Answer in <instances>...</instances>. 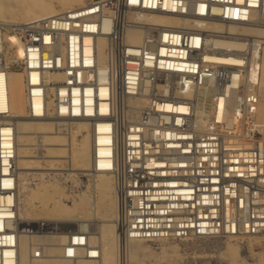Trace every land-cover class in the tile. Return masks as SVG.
Listing matches in <instances>:
<instances>
[{
	"label": "built area",
	"instance_id": "built-area-1",
	"mask_svg": "<svg viewBox=\"0 0 264 264\" xmlns=\"http://www.w3.org/2000/svg\"><path fill=\"white\" fill-rule=\"evenodd\" d=\"M263 10L264 0H89L20 28L23 58L8 63L0 53V264H21L26 228L56 230L44 220L21 222L8 69L24 73L29 117L64 132L69 122L89 125L91 172L115 181L119 264H128L131 240L264 237V133L257 117ZM142 14L177 23L130 18ZM231 23L262 33L212 28ZM130 30L143 33L140 44L129 42ZM223 35L244 42L230 52L240 63L219 59L212 40ZM99 38L107 41L104 58ZM91 230L87 223L72 232L64 258H101Z\"/></svg>",
	"mask_w": 264,
	"mask_h": 264
},
{
	"label": "bare ground",
	"instance_id": "bare-ground-1",
	"mask_svg": "<svg viewBox=\"0 0 264 264\" xmlns=\"http://www.w3.org/2000/svg\"><path fill=\"white\" fill-rule=\"evenodd\" d=\"M238 1L240 4L243 2V0ZM76 2H78V5L74 4L73 0H0V19L11 21L12 15L20 11V15H22L21 17L24 20V22L16 24L17 26H20V29L24 28V26L30 22L55 16L87 4L85 0H76ZM130 18L157 24L177 23L176 19H170L164 15H130ZM7 24H10L9 26H15V24L10 22ZM7 24L0 23V26ZM212 28L226 35L235 34L258 37L262 33V31L255 26L232 23L215 24ZM142 39L143 33L141 31L130 30L128 32V40L131 44H140ZM212 42L222 55L219 58L221 62L227 64L240 63L238 59L230 57V52L244 49L245 44L243 41L223 35L214 38ZM84 43L86 49L90 50L93 38L87 36L84 39ZM98 47L101 57L103 56L104 58V53L107 48L106 39L99 38ZM0 53L3 55L2 59L6 60L8 63L23 58L24 47L20 37L16 35L10 36L7 32L1 31ZM260 57V79L258 86L260 101L257 117L262 125L264 133V47L261 50ZM7 71L9 78V108L11 112V119L9 120H12L17 127V170H26L27 160L31 156V158H33V155L27 150V148L34 144V136L43 138L42 140L40 139L36 145L37 151L45 150L42 154L43 158L49 160L51 165L55 168L43 169L44 172L41 174L44 175V177L42 182L38 184V190L34 187L29 188L27 185L25 186L20 183L19 202L22 201L21 198L24 196L28 206L33 203V200H39L42 204V208L38 213H32L30 208H27V210L25 209V212H22L24 209L22 211L20 209V218L21 222L24 223V226H30L26 223V221L29 220L32 222L44 220L48 223L49 221H53V225L56 229L53 232H44L43 234H37L32 231L24 233L21 238V264H53L58 262L61 264H75L76 262L78 264H118L116 258L117 231L119 236L122 232V228L117 222L118 209L115 181L113 182L114 178L111 179L113 176L111 177L110 175L108 177L109 174H99V176L105 178L99 179L98 183H96L97 180L94 176L97 175L91 172L94 157L93 140L89 125L82 121L69 122V124H67V131L64 132L57 130L56 125L51 120H41L29 117L27 113V95L24 83V73L20 70H18L20 72L13 71V69H8ZM142 103L143 101L137 102L138 105H141ZM43 125H46V129H44L45 127ZM80 136L82 137L81 141H79ZM45 138L47 139V142L45 141ZM67 165H69L70 168H67ZM59 166L60 168H58ZM59 169L63 171L68 170L70 173H67L66 177H68L73 183L77 181L75 176L79 172L92 176V186L98 191L99 198L97 197L96 199V197H94L93 202H88L87 199L80 194H66L59 181L54 178V173H52ZM18 174H20L19 178H21L22 172H18ZM94 180L96 181L94 182ZM113 193L114 196L112 195ZM66 200L70 202V205L63 203ZM81 213L84 214V218L81 217ZM91 214L95 216L100 215L102 220L96 221L95 219H88ZM85 222L89 223L92 227L91 244L93 245L98 241L101 246L102 255L99 260H93L88 258V256L84 257L81 255L80 258L73 261L75 262L73 263L64 258L66 244L71 240L73 236L72 232L84 225ZM62 226H65V231H61ZM223 238L234 240L238 237L229 236ZM253 238L258 240L262 237ZM147 242L149 241H128L127 262L129 257L130 264H145V258L149 254V250H147ZM36 244L47 246L44 254H40L42 255L41 258L31 256L29 253L30 251L28 252V250H30V245ZM40 246L39 250L41 248ZM224 248L226 255L232 260V262H235L238 254L237 244L233 241H229L224 245ZM80 251L82 254L85 253V250L83 249Z\"/></svg>",
	"mask_w": 264,
	"mask_h": 264
},
{
	"label": "rangeland",
	"instance_id": "rangeland-1",
	"mask_svg": "<svg viewBox=\"0 0 264 264\" xmlns=\"http://www.w3.org/2000/svg\"><path fill=\"white\" fill-rule=\"evenodd\" d=\"M85 1L88 2L89 0H85ZM73 3L78 5V2H76V0H73ZM14 14L12 15L11 21L0 19V23L7 24L10 22L12 24H15V26H9L10 24L4 25L3 27L5 28V31L3 30V32H7L8 34H10V36L16 35L20 37V33H19L20 26H17L16 24H20L24 22V20L21 17L22 15H20L21 14L20 11ZM13 71H18V70H13ZM43 126L45 127L44 129H46V125ZM40 139L42 140L43 138L42 137L40 138L39 136H34V141H33L34 144L27 148V150L33 155V158H31L32 157L31 156L27 160V166L25 168L26 170L18 169L19 173L22 172L20 183L24 184L25 186L27 185L29 188L34 187L36 188V190H38V184L41 183L43 180L44 175L41 174L44 172L43 169H55L51 165L49 160H45L43 158L42 154L45 152V150L37 151L36 145ZM81 139L82 137L80 136L79 141H81ZM45 141L47 142L46 138ZM58 168H60V166ZM67 168H70L69 165H67ZM52 173H54L53 175L55 176L54 178L59 181L62 189L65 190L66 194H70V195L71 193L76 195L80 194L81 196L85 197L88 202H93L94 197H96L97 199L99 193L97 190H95L94 186H92V181H93L92 176L79 172L75 176L77 181L73 183L71 180L68 179V177H66L67 173H70L68 170L63 171L59 169L57 171L55 170ZM95 175H97L94 176V178H96L97 180L96 183H98L99 179L105 178L99 176V174H95ZM109 176L110 175H108V177ZM111 179H113V177ZM96 180H94V182ZM70 189L72 190V192ZM112 195L114 196V193ZM21 199L22 201H20V209L21 211L24 209L22 212H25V209L27 210V208L28 209L30 208L32 213H38V211L42 208V204L39 202V200H33V203L30 204V206H28L24 196H22ZM63 203L70 205V202L68 200L64 201ZM80 215L81 217L84 216V214L82 213ZM88 219L90 220L95 219L96 221H100L102 220V217L100 215L95 216L91 214ZM29 221H26V223H28L31 227L32 224H35L37 222V221L32 222L31 220ZM49 223L53 224V221L52 222L49 221ZM84 224H87V222H85ZM61 229H62L61 231L66 230L65 226H62ZM29 230L30 228L25 229L26 232H28ZM262 238L258 240L253 237H245V238L242 237L234 240H230V239L227 240L224 238H214V239L193 238L186 240H160L156 242H147V248H148L147 250H149V254L145 258V264H264V239ZM229 241H233L235 244H237L238 254L235 262H232V260L225 253L224 245ZM40 245L42 244L30 245V250H28V252L30 251L29 253L31 256H37L41 258L47 246L45 245L40 246ZM39 246L41 247L40 250H39ZM128 251H129V246H128ZM116 253H117L116 254L117 263L119 264L118 231H117ZM53 264H61V263L58 262ZM128 264H130L129 257H128Z\"/></svg>",
	"mask_w": 264,
	"mask_h": 264
}]
</instances>
